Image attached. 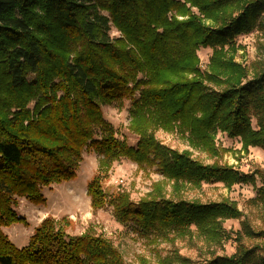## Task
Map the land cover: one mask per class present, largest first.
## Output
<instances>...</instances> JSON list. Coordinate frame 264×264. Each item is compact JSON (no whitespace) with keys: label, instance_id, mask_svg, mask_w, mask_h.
Listing matches in <instances>:
<instances>
[{"label":"trees","instance_id":"1","mask_svg":"<svg viewBox=\"0 0 264 264\" xmlns=\"http://www.w3.org/2000/svg\"><path fill=\"white\" fill-rule=\"evenodd\" d=\"M254 30L264 33V0H0V264H125L110 241L91 231L70 236L50 218L20 249L1 230L24 222L15 197L39 205L42 187L74 180L84 150L98 157L99 173L86 186L92 212L110 205L117 223L155 238L195 235L212 251L232 238L222 222L241 216L233 202L182 198L203 184L231 188L258 177L264 211V173L205 165L154 137L178 132L212 158L218 132L239 139L244 152L264 151V63L234 59L235 39ZM200 48L211 49L203 72ZM123 100L131 101L135 146L102 116L103 105ZM120 159L161 176L137 203L103 190ZM241 227L232 255L200 264H264V231Z\"/></svg>","mask_w":264,"mask_h":264},{"label":"rangeland","instance_id":"2","mask_svg":"<svg viewBox=\"0 0 264 264\" xmlns=\"http://www.w3.org/2000/svg\"><path fill=\"white\" fill-rule=\"evenodd\" d=\"M104 15H106L104 13ZM111 38H116L118 32L111 27ZM237 47L234 54L236 62L249 68L264 63V33L254 30L250 34L240 35L235 39ZM211 49L200 48L197 51L199 69H207ZM131 101L113 103L101 107L103 119L110 125L115 137L135 146L136 136L129 131V109ZM254 125V122H253ZM154 137L158 143L175 151H189L192 158L207 165L217 162L219 165L233 167L243 174L256 171L264 173V151L260 148H249L242 151L239 139L230 138L218 132L215 136V146L218 156L212 158L205 153L192 149L184 135L178 132L157 130ZM98 157L91 150H84L82 160L76 170V177L69 182L41 188L43 203L35 205L25 198H16L12 208L23 223L2 228V232L18 249L27 245L34 229L46 218L60 222L70 236H79L91 231L110 241L121 253L125 264H181L188 259L190 264H200L214 256H230L235 252V232H241V224L245 223L255 232L264 231V211L256 203L257 189L260 187L258 177L255 182L240 183L226 188L220 183L203 184L200 188H189L183 191L185 200H198L201 203L227 200L233 202L240 212L238 219H228L222 222L223 229L232 237L218 249L208 250L195 235L184 238L167 236L155 238L152 234L136 229L133 223L121 225L113 216V209L106 205L103 209L92 212L90 199L86 194L89 181L98 175ZM161 180V176L153 169L141 170L126 159L112 163L102 181V187L107 196L120 191L129 195L133 203L150 192L152 183ZM169 195L170 188L166 187ZM247 246L259 245V242L243 241Z\"/></svg>","mask_w":264,"mask_h":264}]
</instances>
